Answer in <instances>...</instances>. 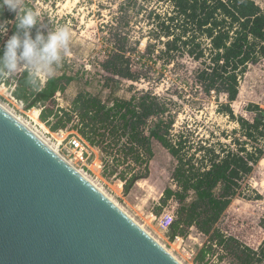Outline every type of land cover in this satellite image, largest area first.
<instances>
[{
	"label": "trees",
	"instance_id": "1",
	"mask_svg": "<svg viewBox=\"0 0 264 264\" xmlns=\"http://www.w3.org/2000/svg\"><path fill=\"white\" fill-rule=\"evenodd\" d=\"M145 1L123 0L119 4V15L109 29L110 50L98 62L101 72L88 76L84 69L81 77L63 72L33 87L22 69L13 77H0V84L8 87L10 96L24 110L32 108L49 130L67 129L72 124L83 141L98 149L102 175L120 180L125 193L149 176L153 141L159 142L175 160L171 173L175 188H164L161 197L162 204L174 200L177 205L169 239L185 236L195 227L208 239L195 262L219 250L220 258L228 257L233 264H264V237L257 246H251L217 226L233 197L243 193L241 183L264 157V146L257 144L264 141L263 110L249 104L247 111L254 112L249 120L235 117L231 108L240 78L249 65L264 57V8L255 0H155L162 3L159 10L147 9ZM143 11L152 24L150 34L162 45L159 52L166 57L163 63L175 64L183 56L199 61L201 68L192 74L194 88L217 99V112L236 121L239 128L233 133L238 131V136L228 135L224 137L228 141H222L213 134L201 139L196 129L176 132L179 108H174L173 97L133 85L129 86L128 98L116 95L121 80L146 79L133 66L134 55L140 54V39L133 40L129 26L132 17ZM2 21L12 35L18 15L3 7L0 0V24ZM4 42L0 33V50ZM154 43L147 42L146 53L153 52ZM82 77L83 85L69 108L59 106L56 94L64 95L68 85ZM87 85H96V90H89ZM181 92L174 94L181 97ZM221 95L226 101H219ZM261 226L264 228V223Z\"/></svg>",
	"mask_w": 264,
	"mask_h": 264
},
{
	"label": "rangeland",
	"instance_id": "2",
	"mask_svg": "<svg viewBox=\"0 0 264 264\" xmlns=\"http://www.w3.org/2000/svg\"><path fill=\"white\" fill-rule=\"evenodd\" d=\"M122 1L22 0V6L39 13L38 26L42 29H52L60 25L69 26L72 33L69 51L64 55L55 75L67 72L71 75L76 73V76L81 77L84 69L87 70L86 75L88 76L89 74L95 75L100 71L98 62L105 58L110 50L111 35L109 29L115 24V18L119 15L118 6ZM255 1L264 8V0ZM145 2L144 7L147 9H163L160 6L161 2L156 3L155 0ZM144 12L135 14L129 26L133 40L140 39L138 45L140 54L134 55L133 66L146 79L137 82L121 80L116 95L128 98L131 94L129 86L133 85L139 90L149 89L158 95L173 97L175 101L174 108H179L176 113L174 127L176 132L185 128H188L187 130L196 129L201 139L214 135L217 136L214 138H220L222 141H228L224 138L228 135L238 136V131L233 133L234 129L239 128L236 121L226 114L217 112V99L214 96L207 97L194 88L192 74L194 70L201 68L199 61L183 56L178 58L175 64L166 65L163 63L166 57H161L159 52L162 45L156 43V39L150 34L152 24L146 18L147 13ZM5 22L2 21L0 26H3L6 31L0 33L6 41L10 34L8 33L9 26L5 25L7 24ZM147 38L152 43L155 42L156 45L150 54L146 53L145 48L149 41ZM77 80L68 85L64 95L56 94V102L59 106L69 108L71 99L76 95L79 87L83 85L84 77ZM41 81L44 82L45 79ZM86 87L89 90H94V88L96 90V85L95 87H89L88 85ZM8 91L0 84V104L2 106L19 118L50 146L58 150L67 160H71V163L81 173L143 226L182 264H233L228 257L221 259L219 250L209 254L202 262H195V257L200 248L208 244L207 236L195 227H191L185 236L179 235L182 237V241L174 242L169 239L168 232L158 226V217L162 213L171 212L176 216L177 210L174 200H169L166 204L161 203L164 188L168 186L175 188L174 181L171 179L175 160L159 142L153 141L154 156L150 161L149 176L137 181L125 193L120 180L114 176L106 178L102 175L100 153L97 148L87 147L85 164L72 160V156L67 152L68 138L76 135L72 124L67 129L49 130L31 112L32 108L24 110L22 105L11 98ZM176 91H183L181 97L174 94ZM103 94L106 96L108 91L105 90ZM219 101L224 102L226 98L221 95ZM249 104L258 105L264 112V57L257 63L249 65L240 78L237 98L231 102L235 117L243 116L252 120L254 112H249L246 109ZM59 130H63V133H60ZM63 136H65V139L59 144V140ZM257 144L264 146V141ZM241 184L244 194L233 197L217 226L225 233L236 234L240 240L251 246H257L264 237V228L261 226V222L264 223V157L254 164L253 171Z\"/></svg>",
	"mask_w": 264,
	"mask_h": 264
},
{
	"label": "water",
	"instance_id": "3",
	"mask_svg": "<svg viewBox=\"0 0 264 264\" xmlns=\"http://www.w3.org/2000/svg\"><path fill=\"white\" fill-rule=\"evenodd\" d=\"M0 264H182L0 104Z\"/></svg>",
	"mask_w": 264,
	"mask_h": 264
},
{
	"label": "clouds",
	"instance_id": "4",
	"mask_svg": "<svg viewBox=\"0 0 264 264\" xmlns=\"http://www.w3.org/2000/svg\"><path fill=\"white\" fill-rule=\"evenodd\" d=\"M2 6L18 15L16 31L0 50V77H13L23 69L27 81L38 87L42 79L52 78L69 51L72 33L69 26L42 29L39 13L23 8L22 0H2ZM35 29V34H33ZM6 29L0 26V32Z\"/></svg>",
	"mask_w": 264,
	"mask_h": 264
},
{
	"label": "built area",
	"instance_id": "5",
	"mask_svg": "<svg viewBox=\"0 0 264 264\" xmlns=\"http://www.w3.org/2000/svg\"><path fill=\"white\" fill-rule=\"evenodd\" d=\"M2 85H3V87L5 89H7V87H5L4 84H2ZM11 98L14 99L12 96H11ZM59 132L63 133V130H59ZM56 134H59V133H56ZM64 139H65V136L61 137V139L59 140V144H61ZM67 144H68L67 152H68V154H70L72 156V160H74V161H76L77 163H80V164H85L86 159H87V156H86L87 155V147L89 145L85 141H83L78 135L69 137L68 141H67ZM54 150H56V149H54ZM56 151L60 154V152L58 150H56ZM60 155L63 158H65L62 154H60ZM67 161L71 163V160H67ZM174 219H175L174 213L164 212L158 217V226L162 230L168 232V230H169L170 226L172 225ZM180 240L182 241V237H180L179 235H176L173 238L174 242H177V241H180Z\"/></svg>",
	"mask_w": 264,
	"mask_h": 264
},
{
	"label": "crops",
	"instance_id": "6",
	"mask_svg": "<svg viewBox=\"0 0 264 264\" xmlns=\"http://www.w3.org/2000/svg\"><path fill=\"white\" fill-rule=\"evenodd\" d=\"M46 80V79H45ZM42 83H43V81H41ZM58 94V93H57ZM35 108V107H34ZM37 109V108H36ZM38 110V114H39V109H37ZM77 135V134H76Z\"/></svg>",
	"mask_w": 264,
	"mask_h": 264
},
{
	"label": "bare ground",
	"instance_id": "7",
	"mask_svg": "<svg viewBox=\"0 0 264 264\" xmlns=\"http://www.w3.org/2000/svg\"><path fill=\"white\" fill-rule=\"evenodd\" d=\"M35 117V116H34ZM46 142V141H45ZM48 144V143H47Z\"/></svg>",
	"mask_w": 264,
	"mask_h": 264
}]
</instances>
